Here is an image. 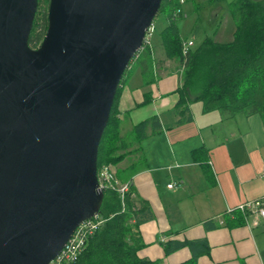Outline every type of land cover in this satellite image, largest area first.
<instances>
[{"label": "water", "instance_id": "95a60500", "mask_svg": "<svg viewBox=\"0 0 264 264\" xmlns=\"http://www.w3.org/2000/svg\"><path fill=\"white\" fill-rule=\"evenodd\" d=\"M163 0H0V264H51L100 213L98 155Z\"/></svg>", "mask_w": 264, "mask_h": 264}, {"label": "crops", "instance_id": "0c3cea01", "mask_svg": "<svg viewBox=\"0 0 264 264\" xmlns=\"http://www.w3.org/2000/svg\"><path fill=\"white\" fill-rule=\"evenodd\" d=\"M192 11L185 0L184 18ZM221 13L218 7L207 19L222 25ZM233 24L228 37L223 26L218 28L215 40L231 42ZM151 49L152 68L139 64L121 88L120 130L131 140L134 126L152 117L159 118L162 128L153 133L150 127L148 138L136 144L139 152L113 166L121 181L131 183L139 206L146 202L151 213L139 226L144 247L138 255L152 264H180L191 258L190 249L166 256L164 244L205 239L210 252L199 257V264H264V220L247 225L237 212L244 224L231 227L225 215L264 196V120L206 113L200 102H188L184 116L183 108L177 109L183 67L166 57L161 34ZM172 181L180 185L169 189Z\"/></svg>", "mask_w": 264, "mask_h": 264}, {"label": "trees", "instance_id": "16d2710c", "mask_svg": "<svg viewBox=\"0 0 264 264\" xmlns=\"http://www.w3.org/2000/svg\"><path fill=\"white\" fill-rule=\"evenodd\" d=\"M49 3L50 0H39L30 36L32 48H38L46 35ZM180 7V0H163L158 14L165 13L168 21L161 32L166 57L177 61L184 68L177 109L183 108L185 116L188 102H200L206 113L218 111L224 118L259 115L264 120V0L232 2L230 11L236 26L233 40L220 43L214 38H206L187 55L183 53L185 41L178 27L182 16L176 15ZM139 64L152 68L150 47L133 57L123 76L100 144L98 170L108 165L116 166L130 154L139 152L136 144L148 138V129L151 127L154 133L162 128L159 118L152 117L134 126L131 140L121 136L118 112L121 88ZM188 120H191L190 114ZM178 123H183V120ZM104 195L97 216L100 225L86 236L83 251L71 264H152L138 255L144 247L139 226L151 216L148 204L140 201L139 206L132 185L124 199L112 188L105 190ZM228 221L231 227L244 224L237 212L228 215ZM186 247L192 256L180 264H199V257L210 252L205 239L171 240L164 244L165 255L169 256Z\"/></svg>", "mask_w": 264, "mask_h": 264}, {"label": "built area", "instance_id": "2783aa9c", "mask_svg": "<svg viewBox=\"0 0 264 264\" xmlns=\"http://www.w3.org/2000/svg\"><path fill=\"white\" fill-rule=\"evenodd\" d=\"M181 7L176 11V15L178 16H184L183 11V5L185 4V0H180ZM155 25L154 23L148 28L146 32V36L144 39L143 46L140 48V50L135 54L139 55V53L147 47H151V38L152 34L155 33ZM194 46L192 41L184 42L183 45V53L184 55H187ZM134 55V56H135ZM184 70V68H183ZM262 178L264 180V165H263V172H262ZM98 182L99 187L98 190L104 192L107 189H114L116 190L122 199H124L125 195L130 191L131 183L126 182L122 183L116 176V173L112 166H104L100 170H98ZM180 185L177 181H172L169 185V189H174ZM234 212H238L244 215L245 217V223L247 225H257L258 222L256 219H263L264 220V196L253 200V201H247L241 205H239L236 209H229L226 211V215H231ZM97 216L85 221L82 223L67 245L65 246L62 253L51 262V264H71L75 260L78 259L81 252L83 251L85 245H86V236L92 234L96 229H98L100 225V221L97 220ZM255 218V220H253Z\"/></svg>", "mask_w": 264, "mask_h": 264}, {"label": "rangeland", "instance_id": "374dc122", "mask_svg": "<svg viewBox=\"0 0 264 264\" xmlns=\"http://www.w3.org/2000/svg\"><path fill=\"white\" fill-rule=\"evenodd\" d=\"M186 1H187V5L190 6L193 9V11L187 18H184L185 17V14H184V16L182 17V20L178 23V27L180 29V34H181L182 39L193 42L194 46L192 47V50L197 49L202 44L204 39L214 38L217 32V29L220 28L221 26H223L222 32L227 33L225 34V36L226 37L229 36L232 27H234V24H233L234 20L232 18L231 11H230V5H231L230 0H213V1L212 0H186ZM208 1H212V5H209ZM226 2L229 4H227ZM218 7L222 8L221 17L219 19V22L222 23V25L218 23L215 24L214 21H212V19H209V20L207 19L208 14H212V11L217 10ZM226 7H228V9ZM182 8L184 11V5ZM167 24H168V21H167V17L165 13H161L160 15L157 16V18L154 21V25L156 29H155V33L152 34L151 47H152L153 41L158 40L161 32L167 26ZM223 42H228V41L227 39H224ZM116 176H117V173H116ZM121 182L126 183L128 181L126 182L121 181Z\"/></svg>", "mask_w": 264, "mask_h": 264}, {"label": "bare ground", "instance_id": "6f19581e", "mask_svg": "<svg viewBox=\"0 0 264 264\" xmlns=\"http://www.w3.org/2000/svg\"><path fill=\"white\" fill-rule=\"evenodd\" d=\"M162 71V70H161ZM116 171V170H115ZM229 209V208H228Z\"/></svg>", "mask_w": 264, "mask_h": 264}]
</instances>
